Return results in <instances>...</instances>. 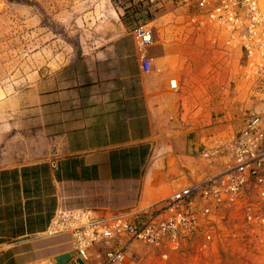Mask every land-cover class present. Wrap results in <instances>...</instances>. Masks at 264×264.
Listing matches in <instances>:
<instances>
[{"label":"crops","instance_id":"0c3cea01","mask_svg":"<svg viewBox=\"0 0 264 264\" xmlns=\"http://www.w3.org/2000/svg\"><path fill=\"white\" fill-rule=\"evenodd\" d=\"M170 20L155 18L149 69L119 17L101 48L17 94V142L0 158V264L64 258L69 237L46 236L60 208L148 207L215 173L200 170L199 154L232 135L225 101L217 84L189 78L195 72L168 45L202 38L179 40Z\"/></svg>","mask_w":264,"mask_h":264},{"label":"built area","instance_id":"2783aa9c","mask_svg":"<svg viewBox=\"0 0 264 264\" xmlns=\"http://www.w3.org/2000/svg\"><path fill=\"white\" fill-rule=\"evenodd\" d=\"M114 2L122 15L132 9L149 17L134 28L147 69L146 50L154 43L155 18L170 15L179 40L197 36L215 44L223 40L230 52L238 50L239 75L252 91V100L264 101L259 100L264 95V0ZM171 87L178 90V82L172 80ZM232 130L225 139L212 138L199 154L203 164L219 171L161 202L122 210L58 209L46 236H68L71 249L63 263L52 264H137L143 252L152 250L162 252L164 263L200 234L215 232L224 208L242 217L244 232L264 233V111L242 110Z\"/></svg>","mask_w":264,"mask_h":264},{"label":"rangeland","instance_id":"374dc122","mask_svg":"<svg viewBox=\"0 0 264 264\" xmlns=\"http://www.w3.org/2000/svg\"><path fill=\"white\" fill-rule=\"evenodd\" d=\"M116 11L131 30L149 19L132 9L122 15L114 0H0V158L17 142L13 103L17 94L101 48L107 34L122 27ZM168 46L177 49L186 67L195 72L189 78L219 86L215 96L225 101L219 110L228 114L225 123L235 128L242 110L249 107L264 111V101L252 100V91L238 75V50L228 54L223 40L215 44L206 38ZM207 166L200 162V170ZM206 173L200 179L208 177ZM222 213L215 232L200 234L166 262L161 260V251L152 250L147 255L143 252L137 264H264V233L251 236L242 229V217L234 210L224 208Z\"/></svg>","mask_w":264,"mask_h":264}]
</instances>
